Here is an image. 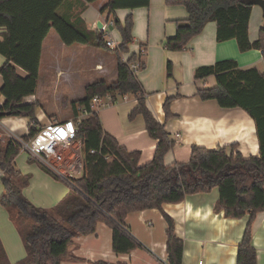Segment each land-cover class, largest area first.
<instances>
[{
  "label": "trees",
  "instance_id": "1",
  "mask_svg": "<svg viewBox=\"0 0 264 264\" xmlns=\"http://www.w3.org/2000/svg\"><path fill=\"white\" fill-rule=\"evenodd\" d=\"M67 0H0V66L2 84L0 118L23 116L30 119L28 140L43 126L35 116L36 103L24 102L33 95L39 78L42 42L52 28L65 45L75 43L102 48L116 57L117 77L112 82L96 80L84 89V96L71 102L76 131L73 139L80 141L81 174L70 178L69 192L53 207L35 206L23 194L29 175L15 167L19 145L10 137L0 139V171L3 186L0 205L21 237L25 256L11 263L0 240V264H60L70 255L69 247L78 236L95 232L102 222L112 228V250L129 253L141 246L126 226L128 213L157 208L165 203H179L189 194L218 189L215 212L227 218L249 216L237 247L235 264H256V251L251 244V226L257 212L264 210V73L255 67L242 69L233 59L198 66L194 79L213 76L215 85L202 87L197 95L202 100L214 99L224 108L239 107L254 121L258 139V156H243L226 147L207 149L193 146L185 162L164 163L165 154L174 145L164 125L157 121L145 102V93L130 65L137 62L133 53L126 61L121 53L131 43L133 21L128 15L123 23L114 18L121 42L114 48L105 44L97 30L87 29L80 15L62 14ZM91 4L97 0H81ZM253 0H166L167 5H181L187 17L176 19L173 36L163 41L166 50L182 51L198 35L207 22L216 23V40L235 39L240 51L259 49L264 57V30L256 40H249V18ZM149 0H108L101 13L110 15L117 9L148 6ZM140 63V62H139ZM144 64L140 63L139 69ZM16 67L26 75L18 74ZM172 64L166 63L171 76ZM137 100L130 117L141 115L149 136L157 141L152 159L139 166V152H129L105 132L98 113L90 108L92 98L110 96L112 103L123 95ZM171 98L163 102L165 118H170ZM90 112L77 120V107ZM8 114V115H7ZM94 150V152H91ZM29 161L33 160L31 156ZM53 175V174H52ZM55 176V175H53ZM56 177V176H55ZM167 223L166 256L168 264H182L183 241L174 232L173 219L164 214ZM93 264H111L96 261ZM122 264V263H118Z\"/></svg>",
  "mask_w": 264,
  "mask_h": 264
},
{
  "label": "crops",
  "instance_id": "2",
  "mask_svg": "<svg viewBox=\"0 0 264 264\" xmlns=\"http://www.w3.org/2000/svg\"><path fill=\"white\" fill-rule=\"evenodd\" d=\"M107 1L97 0L83 5L81 0H67L61 13L80 15L87 29L93 31L96 30L94 26L105 19L116 18L123 23L128 15L131 16L132 40L128 51L122 52L120 56L126 61L135 53L137 60L144 64L135 74L145 93L146 105L174 140V145L164 156V163L171 165L174 162L187 161L193 146L207 149L226 147L230 150L233 145L234 151L245 157L258 156V139L253 119L239 107L224 108L214 99L199 98L197 90L214 86L215 78L210 76L196 80L194 70L198 66L233 59L242 69L255 67L264 73L261 50L250 49L242 52L235 39L217 41L216 23L213 21L207 22L184 50H166L163 41L175 34V20L187 17L183 6L167 5L166 0H149L148 6L117 9L108 15L100 12L101 6ZM262 25V9L259 5H253L248 25L250 41L258 38ZM110 30L118 45L121 42L119 31L114 33V29ZM88 51H92L93 60L92 65L85 67L76 61L81 53L86 54ZM4 61L5 58L0 54V66ZM167 61L172 64L171 76L166 75ZM16 70L24 76L25 73L19 67ZM116 77L117 64L113 53L96 46L78 43L65 45L51 28L42 42L36 91L23 100L26 103H36V111L41 104L38 97L39 81L44 87L51 85L56 97L53 102L57 105L56 108L47 110L41 104L44 111L42 119L48 117L47 124L68 121L72 119V116L68 117L71 102L84 96V89L88 84L96 80L112 82ZM74 83L78 87L71 89L70 86ZM1 84L2 79L0 86ZM60 87L71 90L60 92ZM168 97L171 98L172 116L165 118L163 102ZM3 101L4 97L0 94V105ZM136 104L134 96L126 94L125 98L99 107L97 113L105 132L112 135L127 151L139 152L138 164L142 166L152 159L157 141L149 136L141 115L130 117ZM36 119L39 125L45 126L40 118ZM29 123L30 119L23 116L0 118V139L8 137L9 133L20 137L27 134ZM2 126L4 129H1ZM22 126H26L27 130H22ZM72 143H77L79 150L75 166L77 168L72 175L77 177L81 174L80 141L73 140L67 145L64 155ZM18 155L15 158V167ZM28 158L29 155H26V166L20 162L17 165L22 172L16 168L23 175H29L23 194L35 206L51 208L69 192L70 186L64 180L53 176L35 158L31 161ZM1 176L0 171V179ZM217 198L218 189L215 187L208 192L189 194L179 203H165L161 209L151 208L128 213L125 218L126 226L141 244L129 253H115L111 246L112 228L98 222L95 232L74 239L73 245L69 247L70 255L64 257L60 264H93L96 261L111 264H168L167 223L164 214L173 219L174 232L183 241L182 264H235L237 247L249 216L227 218L222 211L215 212L213 207ZM3 210L6 213L0 211V240L8 260L14 263L25 256V248L7 211L4 208ZM251 229L256 264H264V210L257 212ZM5 239L15 243V248L9 250ZM19 239L24 250L19 248Z\"/></svg>",
  "mask_w": 264,
  "mask_h": 264
},
{
  "label": "built area",
  "instance_id": "3",
  "mask_svg": "<svg viewBox=\"0 0 264 264\" xmlns=\"http://www.w3.org/2000/svg\"><path fill=\"white\" fill-rule=\"evenodd\" d=\"M113 25L114 19L108 18L103 20L99 27L96 25L94 26L95 29L103 35L105 44L109 48L117 46L115 40L112 38L110 30V27ZM139 66L140 63L138 61L132 63L130 68L136 72ZM125 97L126 95L122 96V98ZM108 102H111L109 95L103 98L94 96L90 108L92 111L97 112L99 107L106 105ZM77 111V120L90 112L87 108L80 106L77 107ZM75 131V123L74 120L71 119L63 122L49 123L40 128V130L28 140L13 133H9L8 137L12 138L19 145L20 152L26 151L29 156L39 161L47 171L64 180L70 186V178L60 170L59 164L64 160L65 147L74 140ZM91 152H94V150H91Z\"/></svg>",
  "mask_w": 264,
  "mask_h": 264
},
{
  "label": "rangeland",
  "instance_id": "4",
  "mask_svg": "<svg viewBox=\"0 0 264 264\" xmlns=\"http://www.w3.org/2000/svg\"><path fill=\"white\" fill-rule=\"evenodd\" d=\"M110 28H112V29H114V33H117V27L115 26V25H113V26H111ZM92 60H93V53H92V51H88L86 54L83 52V53H81L80 54V56L78 57V60L76 61V62H79L81 65H83V66H85V67H88V66H90V65H92ZM21 69V68H20ZM22 71H23V73H25V74H23V75H26V72L23 70V69H21ZM21 70H19V71H21ZM83 78V77H82ZM87 79V78H86ZM0 81H1V78H0ZM39 95H38V97L41 99V104L44 106V109H47V110H49V109H54V108H56V103L55 102H53L54 100H56V97H55V93H54V91H53V88H52V86L51 85H49L48 87H44V84H41L40 83V81H39ZM74 87H78V85L77 84H72L71 86H70V88L72 89V88H74ZM45 88V89H44ZM43 89L44 90H46V91H43ZM71 89H67V88H63L62 89V87H60V92L62 91V90H71ZM54 98V99H53ZM59 103H60V101H59ZM41 104L40 105H38L37 106V109H36V111H35V115H36V117H38V118H40V122L42 123V124H44V125H47V123L46 122H48L49 121V118L48 117H44L43 119H42V115L44 114V111H43V109H42V106H41ZM72 116V112H71V110H70V114H69V116L68 117H71ZM42 120V121H41ZM24 123V122H23ZM20 124H21V122H20ZM49 124V123H48ZM5 126V125H4ZM4 126H2L1 127V129H4ZM22 128V130H24V131H26L27 130V128H26V126L24 127V126H22L21 127ZM1 132V131H0ZM16 134H19L18 132H16ZM18 136V135H17ZM78 153H79V150H78V148H77V143H72L69 147H68V149L65 151V155H64V160H63V162L61 163V164H59V168H60V170L65 174V175H67L69 178H72L73 176V174H74V172L76 171L75 170V168H77V167H75L76 166V160H77V155H78ZM26 155H28V153L26 152V151H21L20 153H19V155H18V157H17V163H16V168L17 169H19V170H21L20 169V167H18L19 166V162H20V164H24L25 166H26V159H25V157H26ZM33 158V157H32ZM18 165V166H17ZM21 172H22V170H21ZM3 190V186H2V182H1V179H0V194H1V191ZM35 205V204H34ZM5 209V208H4ZM0 211L4 214V213H6L4 210H3V208H2V206L0 205ZM0 215L2 216V214L0 213ZM5 242H6V244H7V246H8V248H9V250L13 247V248H15V243H13L11 240H8V239H5ZM18 245H19V248L21 249V250H24V248H23V245H22V242L20 241V239H19V241H18ZM9 258V257H8ZM22 259V258H21ZM10 260V259H9ZM20 260V259H19ZM18 261V260H17ZM11 262V261H10ZM16 262V261H15Z\"/></svg>",
  "mask_w": 264,
  "mask_h": 264
},
{
  "label": "water",
  "instance_id": "5",
  "mask_svg": "<svg viewBox=\"0 0 264 264\" xmlns=\"http://www.w3.org/2000/svg\"><path fill=\"white\" fill-rule=\"evenodd\" d=\"M253 5H259L262 9V16H263V25H262V29L264 30V0H253L252 1ZM101 24V22H99L97 24V26L99 27ZM8 115V114H7Z\"/></svg>",
  "mask_w": 264,
  "mask_h": 264
}]
</instances>
